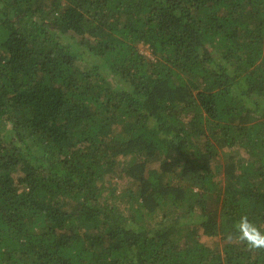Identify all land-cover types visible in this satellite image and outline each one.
<instances>
[{
	"label": "trees",
	"instance_id": "trees-1",
	"mask_svg": "<svg viewBox=\"0 0 264 264\" xmlns=\"http://www.w3.org/2000/svg\"><path fill=\"white\" fill-rule=\"evenodd\" d=\"M241 216L264 0H0V264H264Z\"/></svg>",
	"mask_w": 264,
	"mask_h": 264
},
{
	"label": "clouds",
	"instance_id": "clouds-1",
	"mask_svg": "<svg viewBox=\"0 0 264 264\" xmlns=\"http://www.w3.org/2000/svg\"><path fill=\"white\" fill-rule=\"evenodd\" d=\"M236 239L245 244L251 250L264 249V233L253 225L247 216H241L235 225ZM233 235L229 233L226 236L228 242H233Z\"/></svg>",
	"mask_w": 264,
	"mask_h": 264
},
{
	"label": "rangeland",
	"instance_id": "rangeland-1",
	"mask_svg": "<svg viewBox=\"0 0 264 264\" xmlns=\"http://www.w3.org/2000/svg\"><path fill=\"white\" fill-rule=\"evenodd\" d=\"M73 37V36H72ZM74 40V39H73ZM141 51L143 52V53H145V54H147V55H150V50L149 49H147L146 47H142L141 48ZM151 56V55H150ZM113 175H111V176H108V178H110V177H112ZM108 178H107V180H108ZM113 181H117V184L119 183V185L118 186H120V188H121V190L122 189H124V187H126V184H124L123 183V181L121 180L120 181V179L116 176V175H114L113 176ZM105 181H106V179H105ZM110 181H112V180H110ZM112 181V182H113ZM107 182V181H106ZM201 240L202 241H204V242H207L208 244H211L212 242H214V241H216V240H218L217 238H207V237H205V236H201Z\"/></svg>",
	"mask_w": 264,
	"mask_h": 264
}]
</instances>
